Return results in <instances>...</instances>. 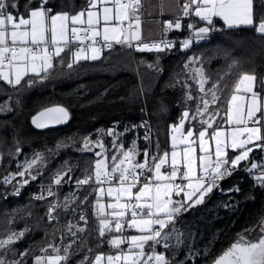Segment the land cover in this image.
I'll return each mask as SVG.
<instances>
[{
	"label": "trees",
	"instance_id": "trees-1",
	"mask_svg": "<svg viewBox=\"0 0 264 264\" xmlns=\"http://www.w3.org/2000/svg\"><path fill=\"white\" fill-rule=\"evenodd\" d=\"M9 3L18 5L16 9H10L15 15L26 16L35 0H9ZM254 4L258 18L264 14V9L259 7L260 0H254ZM47 6L52 8L53 14L61 11L75 14L87 7V0H48ZM192 22L197 27L201 24L194 18H187L184 30L169 36L182 38L189 35L188 24ZM214 25L223 31L210 33L207 40L194 43L187 51H181L178 41L171 50L161 53L114 46L103 50L97 61H80L68 68L72 59L69 51L55 58L54 68L42 82L33 75L26 76L15 87L0 81V105L10 109L0 113V179L20 170L21 160L37 153L43 154L45 160L39 167L42 174L37 180L40 182L50 181L53 174L63 170L72 179L90 175L94 172L97 157L95 151H81L84 138L94 140L100 132L114 128L124 133L122 136L127 144L134 134L141 136L139 124L144 117L152 127L154 156H161L169 150V125L178 123L187 103L184 93L190 90L183 86L188 81L184 62L190 56L200 58L197 63L205 71L208 87L218 83L219 99L214 108L220 117L209 131L221 127L242 73L257 76L256 90L264 96V87L260 84L264 81V37L257 36L253 28L227 29L218 18L214 19ZM30 80L36 82L29 86ZM53 104L67 108L70 113L68 124L51 130L34 129L30 118ZM190 125L189 122L187 127ZM200 128L203 126H196V132ZM57 145L63 147L57 148ZM139 146L145 147L140 139ZM258 153L261 154L259 150ZM228 156L232 158L231 154ZM142 160L140 157L137 162ZM244 169L239 166L231 177L222 180L206 196L204 203L177 217L176 221L184 231L183 242L170 264H212L241 235L261 226L264 222V185H254L253 179L242 173ZM150 173L147 172L144 179ZM94 189L62 186L55 196L43 201L33 200L32 188L17 198H5L0 194V216L5 212L6 223L11 221L7 229L16 232L26 225L29 227L25 236L13 245L15 257L20 258L19 253L27 249L24 264H33V258L42 249L50 244L57 245L59 236L63 237L61 243H69V224L85 230L78 232L73 227L75 242L69 249L67 264H91L96 254L110 252L106 236H99L98 220L93 210ZM66 196L69 197L68 210L63 207ZM178 197L174 195V198ZM53 199L62 207L55 211L56 221L50 224L46 212ZM81 215L86 217L87 223L80 220ZM101 239L104 242L98 246ZM12 251L4 253L1 250L0 254L11 261L14 259Z\"/></svg>",
	"mask_w": 264,
	"mask_h": 264
},
{
	"label": "snow or ice",
	"instance_id": "snow-or-ice-1",
	"mask_svg": "<svg viewBox=\"0 0 264 264\" xmlns=\"http://www.w3.org/2000/svg\"><path fill=\"white\" fill-rule=\"evenodd\" d=\"M47 5L48 0H35V5L26 13L27 18L25 15L18 18L10 10L16 9L18 5L9 3V0H0V81L15 87L20 85L26 76L33 75L42 82L49 77L54 68L55 58L70 51L72 44H78L80 47L72 53L73 58L69 61L68 68H72L81 60L100 59L103 49H111L113 44L131 48L135 41L137 51L157 53L174 47L171 41L151 44L142 41L141 18L138 14L141 0H87V7L75 14L69 11L53 14L52 8ZM259 7L264 9V0H260ZM254 9V0H186L183 5V16L197 17L207 26L197 27L196 24L189 23L190 35L180 41L181 51H187L194 43L199 44L207 40L212 32L223 31L215 27L213 18L216 17L223 21L227 29L253 28L257 36L264 37V14L257 18ZM164 28L165 32L173 28L180 30L181 21L180 19L175 22L166 21ZM100 37L104 43L101 47H97ZM89 41L90 43L86 44ZM88 52L90 55L85 54ZM199 59V57H189L184 67L189 68ZM232 66L234 65H230ZM191 71L195 73L191 78L196 81L198 90L203 95L193 97L190 92L187 93L186 101L193 99L197 101L196 112L184 110L179 124L171 126L172 133L180 135L171 136L173 150L170 154V171H162L169 163L167 151L163 156L150 157L146 149L143 153L144 161L137 162L136 142L133 141V147L127 151L123 150V145L117 147L118 137L123 134L116 133L114 129H109L105 133L113 137L111 163L102 140L92 141L89 137L84 138L81 151L92 152L93 148H99L100 151L94 153L97 159L93 175L77 180V187L89 184L93 179L98 185L102 186L105 183L110 185L106 194L113 198L114 202H109L106 206L101 203L105 196L104 188L94 189L97 199L93 208L99 220L98 232L103 238L106 233L113 231L114 225V231L121 234L107 241L112 248L118 250L117 253L106 258L103 254H98L93 264H103L105 259L107 264H170L165 253L156 251V246L162 245L167 249L168 242L172 238H175L177 246L182 244V234L175 227L177 217L204 203L205 197L218 187V181L230 176L242 162L249 161L250 154L255 149L264 152V115H262L264 96L256 90L257 76L242 73L235 84L225 119L229 126L236 127H232L229 133L217 129L209 134L208 129L213 128V122L219 115L218 112L208 111L210 105L215 104L219 99L216 93L218 83L206 89L208 79L203 69L193 68ZM35 82L30 80L29 86ZM260 84L264 87V81H260ZM183 86L190 87L187 84ZM209 94L211 100L207 98ZM0 111H10V109L0 105ZM45 116L49 122L60 124L68 120L69 112L64 107L47 108L38 117H33L32 123L37 128L45 127L44 123L39 122L40 117ZM205 116L208 118L205 119ZM197 120L201 126L206 125L198 133L199 154L194 147L197 143L194 129L189 128L187 134H184L186 122ZM140 126L146 127V122ZM145 139H150L148 133L145 134ZM210 141L215 142L214 153ZM178 143L185 145L182 151L176 150ZM61 147L63 145H57V148ZM229 147L233 151L239 150V154L229 158L227 152ZM16 151L19 154L20 149L17 148ZM42 162L43 157L37 153L26 166L18 165L23 167V171L5 176L2 182L8 184L16 175L21 177L20 187L13 192V195H19L20 188L28 185L30 180L35 181L42 174L39 171ZM34 166L37 170L32 174ZM255 170L260 171V175L255 176L256 181L264 185V165L253 162L245 169L250 174ZM145 171L151 172L152 175L142 182L141 178L144 177ZM64 175L57 172L52 184L61 186L64 183ZM26 176L30 179L25 178ZM68 179L71 180V177L69 176ZM177 179L187 183H176ZM137 188L138 190L134 191ZM45 192L46 195L43 194ZM181 193H183L182 200L173 199L174 195L180 196ZM55 195L52 186L48 185L42 189L40 195H34L33 199L45 200ZM84 199L87 200V197ZM68 201L69 197L66 196L63 205L65 210H68ZM60 207L62 205L55 201L50 204L48 208L50 221L56 219L53 213ZM97 207L99 211H95ZM129 214L131 219H128ZM80 220L87 223L84 215L80 216ZM125 225L140 234L123 237ZM73 227L75 226L69 224L68 230L72 236H75L76 233L72 232ZM84 230L77 228L78 232ZM26 231L28 230L12 232L6 238L0 239V250L4 253L12 251V246L25 236ZM260 231L264 233V224L260 226ZM103 242L101 239L98 246H102ZM125 242L129 245L127 251L121 249V245ZM146 247L151 248V252H146ZM49 248L52 249V254H47L48 249H42L45 255L36 256L34 264H67L70 259L71 244L63 248V255L60 254L59 247L50 244ZM27 254L28 250L25 249L19 253V256L24 258ZM0 264H21V261H7L0 254ZM215 264H264V235L255 243L247 242L241 236L215 261Z\"/></svg>",
	"mask_w": 264,
	"mask_h": 264
},
{
	"label": "crops",
	"instance_id": "crops-1",
	"mask_svg": "<svg viewBox=\"0 0 264 264\" xmlns=\"http://www.w3.org/2000/svg\"><path fill=\"white\" fill-rule=\"evenodd\" d=\"M185 2H186V0H141V7L139 9V13L138 14L140 15V18H141V39H142V41L144 43H147V42L152 41V40H159L162 37H166V36H169L170 34H174V33H177V32H180V31L184 30V28H185V20L187 18H190V19L194 18L198 22H201V24L198 27L207 26L205 24V22L199 21V19L197 17H194V16L184 17L183 16V5H184ZM109 6H111V5H109ZM16 16L19 18L21 15H16ZM25 18H27V17L25 16ZM216 18H218V17H216ZM177 19H180L182 28L180 30H177V29L173 28V29L165 32V28H164L165 22L166 21L175 22ZM213 19H215V18H213ZM218 19L221 20L220 18H218ZM221 22L223 23L222 20H221ZM133 42H135V41H133ZM114 46H123V47L127 48L126 45L113 44V47ZM74 50L76 51L77 48L73 49L71 51V57L72 58H73L72 53L75 52ZM85 54L90 55V52L85 53ZM81 61H92V60H81ZM95 61H97V60H95ZM230 99H231V97H230ZM262 115H264V113H262ZM186 123H188V122H186ZM177 124H179V121L176 124L169 125V131H168L169 150H167V152L169 153V163H168V165L165 166L164 169H162V171H170V154H171V151L173 150L172 147H171V145H172L171 136L175 134V135H177L179 137V135H180L179 133H172L171 126L172 125H177ZM189 128H192V127H186V124H185V128H184V134L185 135L187 134V130ZM217 129H221V130L225 131L226 133L230 132L229 129H228V125L225 124V121H224V124L221 127L213 129L212 131H209V129H208V132L210 134V133H212L213 131H215ZM200 130H203V128H200L197 132L194 131L195 135L197 137V143L194 145V147L197 150V154H199L198 133H199ZM122 134H124V133H122ZM209 143H210L211 149H212V151L214 153L215 142L214 141H210ZM184 146L185 145H182V144L178 143V146H177L176 150L177 151H182ZM258 150L259 149H255L254 150L255 156H253V158H251L248 162H250V163L255 162L254 160H256V157L260 155L258 158H259V160H262V161L260 163H258V164H260V165L264 164V156H263L264 152L259 150L261 152V154H259ZM227 152H228L229 155L230 154L232 155V158H234L235 155L239 154V150L233 151L230 147L227 149ZM163 154L164 153H162L161 156H163ZM252 155H253V153L250 154V157ZM248 162L247 161L242 162L241 165L243 167H245V168L246 167H250L251 164L248 165ZM246 163H247V166H246ZM255 163H257V162H255ZM237 169L235 171H237ZM151 175H152V173H151ZM176 183L186 184L187 181H184L182 179H177ZM107 188L108 187H104L105 196L101 200V203L105 204V206L109 202H114L113 198H110V197L107 196V194H106ZM137 190H138V188L134 189V191H137ZM95 195H96V192H95ZM96 199H97V197H95L94 204H96ZM182 199H183V193H181V195L175 200H182ZM93 210H94V208H93ZM95 211H99V208L97 207ZM106 211H107V208H106ZM109 219H111V218L109 217ZM128 219H131L130 214L128 216ZM177 223L178 222L176 221V224ZM176 224H175V227H176ZM98 226H99V220H98ZM139 234L140 233H138L135 229H128L126 225H125V231L122 233L123 237H125V238L130 237L132 235H139ZM117 235H121V234H118V233H116L114 231V225H113V231L109 232V233H106V235H105L106 236V242L108 240L112 239L113 237L117 236ZM173 239L174 238L170 239L169 242H168L169 245L171 246V248L169 247L170 249L167 250L169 252V254H168V252L166 253V255H167L166 257L168 258L169 261L171 259L170 253L171 252L173 253V242H174ZM106 244L108 245V247L110 248L111 251L107 252V253H98V254H103V256L105 258L108 255H115L118 250L112 248L108 243H106ZM128 246H129L128 243L125 242L124 244L121 245V249L124 250V251H127ZM148 250H149V248L146 247L145 251L148 252ZM98 254H96V255H98ZM95 256L93 257V259L91 261V264H93V262L95 260ZM103 264H107L106 259L103 261Z\"/></svg>",
	"mask_w": 264,
	"mask_h": 264
},
{
	"label": "rangeland",
	"instance_id": "rangeland-1",
	"mask_svg": "<svg viewBox=\"0 0 264 264\" xmlns=\"http://www.w3.org/2000/svg\"><path fill=\"white\" fill-rule=\"evenodd\" d=\"M189 34H190V31H189ZM75 51V50H74ZM190 57H194V56H190ZM189 58V57H188ZM188 58L185 60V62H184V64L187 62V60H188ZM193 68H201V66L200 65H198V63H197V61H196V63H194V64H192V65H190L189 66V68H186V77H187V82L185 83V84H187V85H189L190 87L189 88H187L188 90H190V91H188V93L190 92L192 95H193V97H198V96H200V95H203L202 93H200L199 92V90H198V84L196 83V81L194 80V79H192L191 77L192 76H194L195 75V73H193L191 70L193 69ZM204 71V70H203ZM204 73H205V71H204ZM205 76H206V74H205ZM208 84V83H207ZM205 85V88L206 89H208V88H210V87H208V85ZM192 87V88H191ZM191 88V89H190ZM216 93H217V90H216ZM186 94L187 93H184V95L186 96ZM217 96H218V94H217ZM209 100H211V95L209 94L208 95V97H207ZM217 102H218V100H217ZM217 102L215 103V104H211L210 105V107H209V112H211V113H217V112H215L216 111V108H214V106L217 104ZM196 106H197V101H196V99H193V100H191V101H187V103L184 105V109L182 110V112H181V116H182V113H183V111L184 110H186V109H188V110H190V112L191 113H195L196 112ZM7 107V106H6ZM5 113V112H7V111H0V113ZM219 117H220V115H218L217 117H216V119H215V121L213 122V125L215 124V123H217L218 121V119H219ZM205 119H207L208 117L207 116H205L204 117ZM189 123V122H188ZM188 123H186V127L188 126ZM191 123V125L189 126V127H192L193 129H194V131H196L195 129H196V126L198 127L199 125H201L200 123H199V121L197 120V121H195V122H190ZM225 124H227V122H226V120H225ZM228 125V124H227ZM216 126V125H215ZM203 127H206V125H204ZM232 127H236L235 125H232V126H229L228 125V129H229V131H231V128ZM241 127H242V125H241ZM110 129H114V128H110ZM115 130V129H114ZM108 131V130H107ZM106 131V132H107ZM106 132H100L99 134H98V136H97V138L96 139H94V140H92V141H96V140H102V142L105 144V148L107 149V155H108V157H109V163H111V156H112V154H113V149H112V144H113V137H110V136H108V135H106L105 133ZM115 132L116 133H119V132H117L116 130H115ZM139 139L143 142V143H145V147H140L139 146ZM124 140H125V137H123L122 135H120L119 137H118V142H117V147H119L120 145H123V150L124 151H127L129 148H131V147H133V141H135L136 142V148H137V152H138V155H136V157H135V160L137 161V160H139V158L140 157H143V160H142V162L144 161V155H142V156H140L141 154H143L144 153V151L147 149L148 150V152H149V154H150V157L151 156H154V140H153V137H152V139H151V143L148 141V140H146L145 138H144V136L141 134V136H138L137 135V133L136 134H134L133 135V137H130V139H129V141H128V143L127 144H124L125 142H124ZM126 145V146H125ZM249 146H251V145H249ZM93 151H100V149L99 148H93ZM36 155V154H35ZM35 155H33V156H29L28 157V159H26V160H21V162H20V165H22V166H26V164L28 163V162H30L34 157H35ZM121 155H122V153H121ZM41 156L43 157V162H42V164H40L39 165V167H42V165H44V155L43 154H41ZM1 161H2V158H1V156H0V165H1ZM248 168V167H247ZM246 169V168H245ZM244 169V170H245ZM24 169H23V167H21V169L20 170H18V171H16V172H13V174H16L17 172H19V171H23ZM34 170H37L36 169V166H34V168L32 169V171H34ZM242 171V170H241ZM59 172V171H58ZM63 172H65L64 170L63 171H61V173H63ZM56 174V173H55ZM54 175V174H53ZM20 179V178H19ZM110 185H106V186H97V187H94V188H99V187H109ZM85 187H91V186H85ZM209 195V194H208ZM207 197H205V199H206ZM173 199H177V198H174L173 197ZM47 213V212H46ZM7 215V213H2V215L0 216V239H4V238H6L10 233H12V232H14V231H12V229H7V226L8 225H11V221H10V224H7L6 223V221L7 220H5L4 219V216H6ZM29 214H27V216H28ZM56 221V220H55ZM36 224V223H35ZM262 224H264V222L262 223ZM261 224V225H262ZM75 227V229H77V228H80L78 225L76 226V225H74ZM74 228H72V232H75L76 230L74 229ZM25 229H27V230H29V227L26 225L23 229H21V230H19V231H16V232H20V231H25ZM176 229H178V231L182 234V233H184V231L182 230V228H180V224L179 223H177L176 224ZM27 232V231H26ZM25 232V233H26ZM67 232H68V234H69V237H70V241H69V243H61V240L63 239V237L62 236H59V241H58V243H57V245H54V246H56V247H59L60 249H61V255H63V248L64 247H66L67 245H69V244H73V241L75 240V236H72L70 233H69V230L67 229ZM249 232V231H248ZM249 233H251V234H254L253 235V239H251V240H253L254 242H258V240H259V238L262 236V235H264V233H262L261 231H260V227L259 228H256V229H254V231H250ZM62 237V238H61ZM254 237H255V239H254ZM174 240V242H173V253L171 252L170 253V255H171V258L173 259L175 256H176V253H177V251H178V249H179V247L181 246H177V243H176V240H175V238L173 239ZM169 247L171 248V246L169 245ZM167 248V249H170V248ZM12 248H13V246H12ZM46 249H48V253L47 254H52V249L51 248H46ZM167 249H165V251L167 250ZM1 251V250H0ZM15 250L14 251H12V253L14 254V256H13V258L14 259H12V260H20L21 261V264H24L25 263V261H24V259L23 258H16L15 257ZM168 252V251H167ZM166 252V253H167ZM168 254H169V252H168ZM41 255H45V253H43V252H40L38 255H36V256H41ZM166 255V254H165ZM169 255V256H170ZM35 256V257H36ZM35 257L33 258V264H34V259H35ZM11 260V261H12ZM171 260V259H170ZM170 263H172V260H171V262Z\"/></svg>",
	"mask_w": 264,
	"mask_h": 264
},
{
	"label": "built area",
	"instance_id": "built-area-1",
	"mask_svg": "<svg viewBox=\"0 0 264 264\" xmlns=\"http://www.w3.org/2000/svg\"><path fill=\"white\" fill-rule=\"evenodd\" d=\"M192 23H193V22H192ZM189 35H190V34H189ZM189 35H186L185 37H182V38L166 36V37H162V38H160L159 40H152V41H149V42H147V43L151 44V43H153V42L171 41V42H173V44H175L177 41L180 43L181 40L187 38ZM98 39H99V43H98L96 46H97V47H101V46L103 45V43H104V42H103V39H102L101 37L98 38ZM88 43H90V41H89V42H86V44H88ZM136 43H137V42H133V47H131V48H129V47H127V46H126V47L129 48V49L135 50V49H136V48H135V44H136ZM78 47H80V45H78V44H72V45H70V48H71L70 51H72L73 49H76V48H78ZM103 50H105V49H103ZM67 52H69V51H67ZM145 122H146V125H147L146 127H141V126H139V127H140V130H141L142 135L144 136V138H145V134H146V133L149 134L150 139H149L148 141L151 143V139H152V137H153V132H152V127H151V125H150V122H149L148 118H147V117H144L143 119H141L139 125H142V124H144ZM263 165H264V164H263ZM147 172H148V171H145V173H144V177L147 175ZM234 172H235V171H234ZM234 172H233L232 174H234ZM242 173H243L244 175L248 176V177H251V178L253 179L254 185H258V184H259V182L256 181V179H255V176L260 175V171H259V170H255V171H254L253 173H251V174L244 170ZM11 174H13V173H11ZM32 174H35V173L32 171ZM63 174H65V175H64V183H63L61 186H59V187H57L56 185L52 184V180H53V178H54V176H55V174H54V175L52 176L51 180L48 181V182H40V181H38L37 179H36L35 181H31V180H30V183H29L28 185H25L24 187L20 188V194H19V195H13V192H14V190H15L16 188H19V187H20V182L22 181V178L19 177L18 175H16V176H15V179H13L10 183H8V184H4V183L2 182V181H3V178L5 177V176H4L2 179H0V194H2V196L5 197V198L8 197V196H10V197H18V196H20V195L22 194V192H24V191L27 190L28 188H30V189L32 188V189H33V191H32V198H33L34 195H40L42 189L45 188V187L48 186V185H51L52 188H53V190L56 192V191L59 190V188H61L62 186H77L76 181L79 180V179H83V178L86 177V176H84V177H81V178L72 179V177L68 174V172H63ZM232 174H231V175H232ZM13 175H14V174H13ZM90 175H93V173L90 174ZM90 175H87V176H90ZM231 175H230V176H226V178H224V179H227V178L231 177ZM69 176L71 177V180L68 179ZM150 176H151V173H150V175H149L148 177H150ZM144 177L141 178L142 182L144 181ZM19 178H20V179H19ZM25 178L30 179L29 176H26ZM224 179H222V180H224ZM222 180L218 181V184H219ZM106 185H109V184L105 183V184H103L102 186H106ZM85 186L97 187V186H101V185H98V184L95 182V180L93 179V181H92L91 183L86 184V185H83V186H80V187H85ZM43 194L46 195V192L43 193ZM50 198H52V196H51V197H47V199H50ZM33 200H35V199H33ZM35 201H43V200H35ZM53 201L56 202V200L53 199V200L50 202V204H51ZM50 204H49V206H50ZM49 206H48V208H49ZM53 215L56 217V213H55V212L53 213ZM46 218H47L48 223H50V224L53 223V222L56 220V219H53V220H51V221L49 220V217H48V209H47V213H46ZM156 251H157V252H163V253H165V252H164V251H165V248H164L162 245H157V246H156ZM148 252H151V248H149Z\"/></svg>",
	"mask_w": 264,
	"mask_h": 264
},
{
	"label": "water",
	"instance_id": "water-1",
	"mask_svg": "<svg viewBox=\"0 0 264 264\" xmlns=\"http://www.w3.org/2000/svg\"><path fill=\"white\" fill-rule=\"evenodd\" d=\"M53 107H64V108L67 110V108H66L65 106L61 105V104H53V105H49V106H47V107H45V108H43V109L37 111V112H36V113L30 118V124H31V126H32L34 129L39 130V131H42V130H51V129H56V128L65 127V126L68 124L69 120H70V113H69V118H68V120L65 121V122H63V123H60V124H54V123L49 122L47 116H45V117H40V119H39V122L44 123V124H45V127L37 128V127L32 123V119H33V117H38L39 114H40L41 112H43L45 109H47V108H53ZM67 111H68V110H67ZM68 112H69V111H68ZM253 235H254V234H251V233L248 232V233H245V234H243V235H241V236L244 237L245 241L255 243L253 240L249 241L250 239H253ZM241 236H240V237H241ZM240 237H239V238H240ZM226 251H227V250H226ZM226 251H225V252H226ZM222 255H223V254H222ZM222 255H221V256H222ZM219 258H220V257H219ZM219 258H218V259H219ZM216 260H217V259H216ZM212 264H215V261H214Z\"/></svg>",
	"mask_w": 264,
	"mask_h": 264
},
{
	"label": "bare ground",
	"instance_id": "bare-ground-1",
	"mask_svg": "<svg viewBox=\"0 0 264 264\" xmlns=\"http://www.w3.org/2000/svg\"><path fill=\"white\" fill-rule=\"evenodd\" d=\"M178 115H179V114H178ZM179 120H180V119H179ZM175 123H176V122H175ZM259 156H260V155H259ZM259 156H257V157H259ZM263 156H264V154H263ZM257 157H256V158H257ZM260 159H261V158H260ZM256 161H259V160H256ZM261 161H262V160H261ZM259 162H260V161H259ZM16 198H17V197H16Z\"/></svg>",
	"mask_w": 264,
	"mask_h": 264
},
{
	"label": "flooded vegetation",
	"instance_id": "flooded-vegetation-1",
	"mask_svg": "<svg viewBox=\"0 0 264 264\" xmlns=\"http://www.w3.org/2000/svg\"><path fill=\"white\" fill-rule=\"evenodd\" d=\"M254 239H255V237H254ZM249 241H251V239Z\"/></svg>",
	"mask_w": 264,
	"mask_h": 264
}]
</instances>
